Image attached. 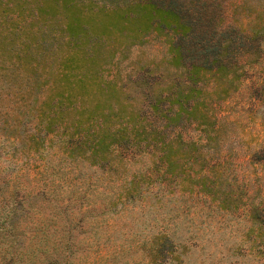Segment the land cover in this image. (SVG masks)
Listing matches in <instances>:
<instances>
[{"label":"trees","instance_id":"16d2710c","mask_svg":"<svg viewBox=\"0 0 264 264\" xmlns=\"http://www.w3.org/2000/svg\"><path fill=\"white\" fill-rule=\"evenodd\" d=\"M151 36L163 54L123 67ZM251 63L263 80L264 0H0L1 134L32 152L51 133L61 154L121 181L125 197L154 185L203 197L241 210L247 235L264 237V184L220 153L218 104ZM256 146L250 163L264 160Z\"/></svg>","mask_w":264,"mask_h":264},{"label":"rangeland","instance_id":"374dc122","mask_svg":"<svg viewBox=\"0 0 264 264\" xmlns=\"http://www.w3.org/2000/svg\"><path fill=\"white\" fill-rule=\"evenodd\" d=\"M163 50L151 36L121 64ZM246 68L250 78L218 104L228 136L220 153H229L238 175L247 173L256 189L264 184V160L250 163L248 153L264 145V79L261 63ZM2 131L0 264H264L262 229L247 235L251 221L241 210L157 185L125 197L121 181L61 154L51 133L31 152Z\"/></svg>","mask_w":264,"mask_h":264}]
</instances>
